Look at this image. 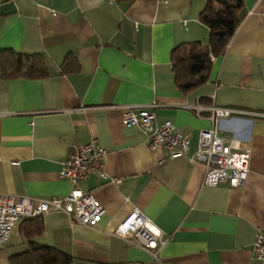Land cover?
<instances>
[{
  "label": "crops",
  "instance_id": "obj_1",
  "mask_svg": "<svg viewBox=\"0 0 264 264\" xmlns=\"http://www.w3.org/2000/svg\"><path fill=\"white\" fill-rule=\"evenodd\" d=\"M206 1L0 0L14 7L0 12V50L41 54L48 70L42 78L0 72V193L62 198L72 183L58 173L73 146L96 138L105 150L107 176L77 184L103 206L100 221L41 215L35 241L68 253L70 264H264L252 249L264 229V0H242L224 53L211 56L203 84L183 92L171 51L208 42L199 20ZM151 102L154 124L170 120L189 137L187 155L149 150L141 128L121 123L125 106ZM211 104L244 111L215 123L250 149L240 186L204 184L202 164L188 159L198 132L213 125ZM133 207L162 232L157 259L133 236L114 234ZM20 222L0 247V264L28 247Z\"/></svg>",
  "mask_w": 264,
  "mask_h": 264
},
{
  "label": "built area",
  "instance_id": "obj_2",
  "mask_svg": "<svg viewBox=\"0 0 264 264\" xmlns=\"http://www.w3.org/2000/svg\"><path fill=\"white\" fill-rule=\"evenodd\" d=\"M156 106L155 102L125 106L120 116L121 123L141 128L149 150L164 148L169 157L187 155L189 137L179 132L170 120L154 124ZM207 109L213 125L198 132L196 149L188 155V159L202 164L204 184L215 185L227 181L232 187L240 186L249 170L250 149L244 142L225 136L215 123L219 117L243 114L244 111L215 104L209 105ZM104 156L105 150L96 138L83 144H75L58 173L60 178H66L72 183L70 191L62 198L34 201L27 196L15 197L0 193V247L7 242L22 218L53 210L65 212L75 222L95 226L100 221L104 208L90 192L83 191L77 184L91 174L107 176L102 168ZM113 180L117 181L115 178ZM114 234L125 238L133 236L140 246L149 251L152 258H158V250L163 242L162 232L138 208L133 207L126 214L116 225ZM252 249L257 257H264V229L257 231Z\"/></svg>",
  "mask_w": 264,
  "mask_h": 264
},
{
  "label": "trees",
  "instance_id": "obj_3",
  "mask_svg": "<svg viewBox=\"0 0 264 264\" xmlns=\"http://www.w3.org/2000/svg\"><path fill=\"white\" fill-rule=\"evenodd\" d=\"M130 2L132 0H117ZM242 0H207L199 20L209 30L208 42H183L171 51V69L175 85L183 92L203 84L211 66V56L224 53L229 40L240 23ZM0 72L4 78L24 76L42 78L48 75L45 60L38 53L0 50ZM21 234L27 243L26 251L11 258V264H70L73 257L53 246L35 241L42 229L41 215L24 217Z\"/></svg>",
  "mask_w": 264,
  "mask_h": 264
},
{
  "label": "water",
  "instance_id": "obj_4",
  "mask_svg": "<svg viewBox=\"0 0 264 264\" xmlns=\"http://www.w3.org/2000/svg\"><path fill=\"white\" fill-rule=\"evenodd\" d=\"M14 7H13V3L12 2H5L4 4H2L0 6V12H8V11H13Z\"/></svg>",
  "mask_w": 264,
  "mask_h": 264
}]
</instances>
